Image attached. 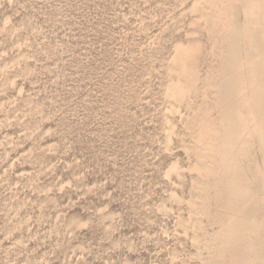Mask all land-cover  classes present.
Wrapping results in <instances>:
<instances>
[{
    "label": "rangeland",
    "instance_id": "1",
    "mask_svg": "<svg viewBox=\"0 0 264 264\" xmlns=\"http://www.w3.org/2000/svg\"><path fill=\"white\" fill-rule=\"evenodd\" d=\"M0 264H264V0H0Z\"/></svg>",
    "mask_w": 264,
    "mask_h": 264
}]
</instances>
